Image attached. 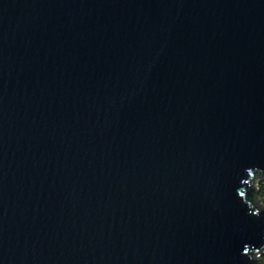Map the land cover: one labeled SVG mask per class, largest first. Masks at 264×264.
<instances>
[{"label":"water","instance_id":"95a60500","mask_svg":"<svg viewBox=\"0 0 264 264\" xmlns=\"http://www.w3.org/2000/svg\"><path fill=\"white\" fill-rule=\"evenodd\" d=\"M264 0H0V264H256Z\"/></svg>","mask_w":264,"mask_h":264},{"label":"trees","instance_id":"16d2710c","mask_svg":"<svg viewBox=\"0 0 264 264\" xmlns=\"http://www.w3.org/2000/svg\"><path fill=\"white\" fill-rule=\"evenodd\" d=\"M254 184L251 185L250 201L256 204L258 208L264 209V176L257 173L253 176ZM256 258V264H264V247L257 253H252Z\"/></svg>","mask_w":264,"mask_h":264}]
</instances>
